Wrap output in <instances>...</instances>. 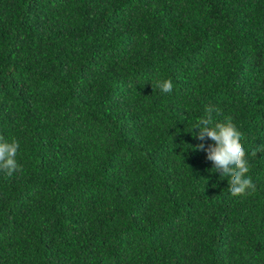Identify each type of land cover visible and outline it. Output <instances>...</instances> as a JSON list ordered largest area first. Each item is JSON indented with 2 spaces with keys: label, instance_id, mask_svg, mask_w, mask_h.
Instances as JSON below:
<instances>
[{
  "label": "trees",
  "instance_id": "16d2710c",
  "mask_svg": "<svg viewBox=\"0 0 264 264\" xmlns=\"http://www.w3.org/2000/svg\"><path fill=\"white\" fill-rule=\"evenodd\" d=\"M0 264H264V0H0Z\"/></svg>",
  "mask_w": 264,
  "mask_h": 264
}]
</instances>
